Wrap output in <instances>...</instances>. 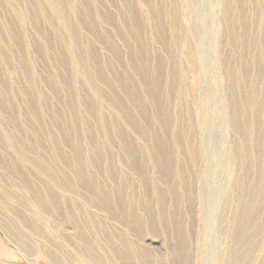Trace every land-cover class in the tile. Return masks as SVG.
Returning <instances> with one entry per match:
<instances>
[{
    "label": "rangeland",
    "instance_id": "rangeland-1",
    "mask_svg": "<svg viewBox=\"0 0 264 264\" xmlns=\"http://www.w3.org/2000/svg\"><path fill=\"white\" fill-rule=\"evenodd\" d=\"M39 1H43L41 2L43 5H41V3L38 2V0H31V1L29 0H0V98H1L0 99V123H1L0 133L2 135V136L0 135V156H1L0 160H1V163H4V165H1L0 163V166H1L0 167V236L3 239V241L8 245V248L10 249V251L14 254L11 260L9 259V257H11L9 252H7V254H3L4 258H6L10 262L7 263L3 259H0V264H50L44 258L38 259L34 255L30 256L28 254H25L16 245L15 242L10 241V239L5 234L6 232L4 233L2 229L3 225L8 226V224L11 225L10 228H14V229L16 228L15 229L16 231L24 232L27 235L29 234L30 238L35 244H40V246H43L45 249L54 251L58 258L57 264H93L91 260L89 259L90 258L89 255H87V253L82 250L81 245H79V243L76 241L74 237L76 235L77 227L79 225H85L86 221H85L84 214L86 210L93 213V215L97 214L100 217L96 221L98 223V226L102 223L109 224L110 219H108L106 215H104V218H102V216H100L102 214L99 215L97 213V212H102L103 210L101 211L102 208H100L95 202H92L91 207L88 206L87 202L89 201H87L88 199L85 200L86 195H85L84 190L76 186L74 187L73 184H71L73 187L71 185L70 186L67 185L66 186L67 188L64 187L66 185L63 182L64 177H66L65 175H68L69 177L72 174L65 167L64 158L62 159V157L64 153L68 152L71 149H69V146H70L68 145L69 142H66V140L64 141L63 135L60 134L58 128L63 126V124L64 125L67 124V126H70V124H72L71 123L72 112H70V109H68V107L65 104L66 95L63 96L62 94H60L58 97L54 96L53 86H56L57 81L63 79V77L67 78V75L69 79L70 77L71 78L73 77V79L76 82L77 80L79 81L81 79L78 82V84L82 81L84 77H87V76L90 77V80L92 81L91 86H93L92 88L91 86L87 88L85 84H83L84 86L80 85V87L77 84H75V89L77 90H76L75 96L73 95V97H75L73 98L74 99L73 102L75 106L77 107V109L78 108L80 109L81 100L84 99L86 100V102H89L91 98L93 97V101L94 103H96L95 104L96 107L95 108L93 107V110L95 109L94 112L96 113L95 117L94 115H92L93 114L92 112V113H88V115L91 118L90 117H87V118L85 117V118L88 119L89 122H91L90 125L93 130L92 132H94L93 135L96 138L95 140H97L95 142L97 143L99 142L98 144L102 146V148L103 147L105 148L104 152H111L112 154H114V156H109V157L112 159L116 158V162H117L118 154H120L121 152L120 151L121 147H119V145L117 146L118 144L117 136L111 135L112 136L111 137L108 135L112 133L101 134V132L97 133L95 132V130L98 131L97 129L98 124L102 123L101 119L109 118V114L112 112L114 108L113 106H115V108L118 107V110L119 108H122L120 107L121 105L118 106L115 103H110L108 100L106 101L108 91L110 92V90H113L110 88L111 87L110 84L105 83L104 85L103 82H105L106 77L109 79L111 78L113 80H115L116 78H120V77L123 79H128V81L130 80L129 81L130 83L135 84L137 87L143 85L144 90L142 91L138 87V93L141 92L142 96L145 97V91L148 93L147 87L146 86H145L146 88L144 87L145 85L144 82L141 79H139L138 74L135 72V70H133L130 67V64H129V61L131 59V57L129 59V56L132 55L131 52L133 49L132 45L134 46V41H132V36H131L132 33L129 32L131 28V27L129 28V24H131L129 23V19H130L129 17H133L135 19V17L140 13V11H141L140 15H142L140 17L142 20L141 19L139 20V24H140L139 26H140L141 33L143 34V37H144V44H145L144 47H146L147 50L149 49V55H150V58L148 59L149 65L151 63H152L151 66L156 64L157 55L163 54V59L165 58V60H168L166 62V65H164L163 67L165 69H163L164 71L162 73L164 76V84L162 86V95H163V99L167 101V104L165 102H163V104L170 111L178 113L177 114L178 118L176 116L174 121L172 120V125L169 128L170 129L169 134L171 136L170 139L173 140L174 138V131L176 129V126H180V123H182V120L187 121L186 119H188L189 117L187 116V111L190 110L197 117H200L198 118L199 119L198 123L200 124V126L206 125V127L209 126L211 127V129L213 126L212 123L214 122V120H216L214 116L213 117L211 116L213 115L212 112L216 108H217V111H219L217 114V116L219 115V118L217 117V121L218 122L220 121V122L217 124H219L218 126H221L219 127L221 129L220 132H218V128H216L215 130L213 129L214 130L213 134L216 137H214V139L211 140V144L209 143L210 140L207 139L209 136H207V134L204 135V140L206 139L208 141L207 142L205 140L206 142L204 143V146H207L206 148L204 147V150H205L204 153L206 152L207 155L210 154L209 149H215L216 143L218 142L217 144L218 146L216 147V150H215V156L217 155L215 157L216 160L215 162H213L212 167H210L209 166L210 163L208 164V160L206 162V158H204L203 156H201L200 160L197 159L198 163L200 164L201 175L197 181L198 183L196 184V186L197 185L198 186L197 187L195 186L197 190L195 189L194 193L198 194L199 198L201 196V201L203 203V213L201 214L200 218L198 217L199 215L197 216V213H196V216H195L196 226H195L194 234H193V231H189V228H187L188 226L187 221L189 219L187 216L189 215L186 214L184 209H186L187 207L186 202H187L188 197L186 195H183L184 190H182V185L179 186L178 188L179 196L176 197V200H178L177 203L181 207L180 211L185 212L183 214L184 217L181 218L182 220H180V222H182V228L184 231V232L182 231V234L184 236L185 235L188 236V238L190 239L189 242L191 245V248H190L191 250L189 249V253H191L192 256L195 255L196 248L198 249V247L201 246V250H203V252H201L202 253L201 256L203 259L200 258L201 264H211V258L213 257L216 251L215 247H217V245L219 247L217 248L218 249L217 255L220 258V255H221L220 249H226L229 243V237L232 235H238V234L240 235L241 233H243L242 231L245 230V228L243 229L241 227V223L248 222L246 224L249 227L247 232L249 233L252 239V242L255 245V249L249 254L248 259H246L244 261L245 263L243 262V264H264V196H263L264 195V180L263 181L261 180V183L257 181L258 173L260 171H264V153H262V156L258 154L257 152H253L250 150H246L245 153H243L241 147L239 145L237 146L236 141H237V138L240 137V134L237 132V134L235 135L233 128H231L230 126V123H231V119H230L231 114L229 112V99H230L229 97L230 96H229L228 89H227L228 88L227 85L233 80H235L236 83L239 84L238 85L239 86L238 87V90H239L238 103L240 104L244 101L243 99L245 98V96H247L248 94L250 95L252 93V90H255L256 93L252 95V101L257 102L258 104L260 103L259 104L260 108H257L258 110H257V120L256 121L257 123L261 125H260V128L255 127L254 128L255 130L253 131H251L250 129L251 134L245 132V134H242L241 137H244L245 142L251 141V143L250 142L247 143L248 145H250L249 147L251 146L254 147V145L252 144L251 136L256 137L257 140L259 141L257 142V145L255 144L254 149L259 152V148L261 147L264 148L263 146L264 145V134H263L264 133V130H263L264 129V68H263L264 60H262V58L264 57V53H263L264 52V48H263L264 41H262L264 39V32H263L264 31L263 29L264 28V24H263L264 22V0H262V2L261 0H254L253 2L252 0H238V2L237 0H226V1L218 0V2H220L219 3L220 6L215 3L217 0H192V1L183 0L184 2L183 1L180 2V0H178L177 2L178 5L177 4L175 5V2L177 0L176 1L174 0H150L152 4H154L155 6H158L159 8L161 7L160 10H162L163 8V10L161 11L164 14L162 17H163V20L165 21L163 22L166 24L168 28V34L166 37V39L168 38L167 41L169 40V43L171 42L173 43L175 39V44L172 50L168 53L165 50H163V53H162V50L160 49V47L162 46V43L158 40L157 36H155L156 32L154 31L156 30H155V27L153 26V23H151L153 14L148 9V5L146 2H144V0L143 1L135 0V3H134V0H126V1L125 0H114L115 4L112 3L111 6H112V11L115 13L114 18L116 19L111 25L112 27L108 25L105 20H102L103 17L96 15V12L93 11L94 9L89 5V2L92 0H83V2L82 0H68V1L67 0H62V1L55 0L56 2L54 0H39ZM64 1H67L66 3L68 4H66ZM100 1H104V0H100ZM194 1H195L196 23H197V28L195 29L191 27H185V20L188 21L189 14L192 12L191 7H193ZM228 1L230 3H227ZM241 1H244L243 2L244 4ZM31 2L36 3V4H33V3L31 4ZM53 2H55L57 6L59 5L64 10L63 18L62 16L58 17L56 14L53 13L54 12L52 10ZM121 2L123 3V7H124L123 11H121L122 7H120V5L122 4ZM19 3L20 4L22 3V5H20ZM42 6L45 8H42ZM65 6L67 9H64ZM77 6H79V8ZM177 6H180V11H179L180 14H178L177 12L178 11L176 9ZM26 7L30 9L27 10ZM35 7L36 8L38 7L44 10L43 14L44 15L46 14L49 18L52 17V19H47L44 17L46 21L43 18H41L43 21L42 29L45 31L46 35L49 34L48 35L49 37L45 38L47 40H43V38L40 36V30L36 29V27L33 26L31 20L29 21L28 18L27 20L26 18H22L21 11L23 9L26 10L28 13L30 12L33 14L34 12H38V8L36 9ZM100 7H106L105 3H101ZM239 7H241V9ZM258 7L260 8L259 9L260 11L258 10ZM129 8L132 9L133 11L135 10L134 13ZM32 9H34L33 12L31 11ZM145 9L147 11L148 10L150 11L149 12L150 15L144 14ZM79 11L82 13H79ZM88 11H90L91 13ZM118 12H120V15H118L119 14ZM122 13L128 16L125 17L123 16ZM43 14H40L39 17L43 16ZM67 14L68 16H66ZM244 14L246 15L245 19H244V16H245ZM121 16L125 17V21H126L125 24L128 27H126L124 24H123L124 27L122 26L123 17ZM143 17H144V20H143ZM89 19H91V21ZM72 21L74 23H72ZM93 21L95 24H92ZM131 21L135 22L133 19H131ZM242 21L243 23L244 22L246 23L241 24ZM87 23L89 27L84 26V24L87 25ZM14 24L16 26L17 25L19 26L17 28H19V30L21 29L20 30V32H22L21 34H23L26 38V40H23L22 43H20L21 45L19 44V42L18 43L15 41L9 42L10 40L9 33L11 32L10 34H12V32L15 31L13 28H10V26ZM116 24L117 26L119 25L120 27L122 26L121 28H123V31L125 28H127V30H125L126 31L125 34H123L124 32L122 31H119L118 34L116 32L113 35L110 34V30L113 31L112 28H116ZM81 26H84V27H81ZM85 27H87L86 28L87 30H85ZM97 27L99 28L97 29ZM5 28L7 29L9 28V29L7 30ZM71 28H72V31H71ZM104 32L105 33L107 32V35L109 34L112 39L114 38V42H116V45H118L117 47L119 48L118 49L119 51L117 50L119 54L113 53V48L109 44H107L108 39L106 40V38H104L105 35L103 36ZM120 32L123 34V36L120 34ZM99 35L100 37L102 35V37L101 38L98 37ZM120 35L124 37V39L127 40L126 44H129L131 46L130 47L131 49L124 44L125 43L123 41L124 39L122 40L118 39V38H121ZM242 35L245 37L242 38ZM154 36L156 39L154 38ZM49 38L50 40H48ZM63 38L65 39V41ZM176 39L177 40L179 39L180 43L179 42L176 43ZM47 41L49 42V45ZM50 41L52 44H50ZM75 41L76 43H74ZM245 41L247 44L245 43ZM99 42H102V43L99 44ZM187 42L193 45V50L198 59L199 66H198V69H196L195 73H191L187 71L185 72L184 68L182 67L185 64L184 46L186 45ZM38 43L39 44L42 43L40 45V47L43 49L41 54H39L38 51L34 50L35 49L34 46L39 45ZM77 48L79 50H82V52H80ZM128 49H130L129 51L131 52H129ZM253 50H254V53H253ZM62 52L68 58L67 68L69 67V69H66L62 65L63 63L62 61L63 57L61 56V54H63ZM70 53L71 54L79 53L81 57L80 58L78 57L79 59H76V58L72 59ZM94 53H95V56H94ZM128 53H130V55ZM167 55H169L170 57L172 56V57L168 58ZM257 56L260 58H258ZM79 60H82L83 63L80 62ZM122 60L124 62H122ZM46 61L48 63H46ZM172 62L178 63V68H179L178 85L179 87L181 88V86L184 84H191V85L193 84L194 86L193 94H191L190 91L189 90L187 91L185 88L179 90L177 87H175L176 91L169 90L168 84L170 80V67L172 66ZM108 63L110 65H108ZM97 66H100V68L103 71V75H100L98 77H97L98 73L96 72V69L98 68ZM108 66L109 67L111 66V67L109 68ZM227 67H231L232 69H234L235 76H230V77L227 76L226 74ZM107 68H109V70L112 68V70H110L111 72ZM242 68L244 71H242ZM259 70L263 72L259 74L258 72H261ZM113 71L115 75L113 74ZM27 73L30 75L32 74L31 77L33 78V81L31 83L28 80L30 75H28ZM245 78L246 79L248 78V80H246ZM258 79L260 80V83L258 82ZM89 85H90V82H89ZM108 86L110 87L108 88ZM115 88L116 90H118V87H115ZM80 89L82 90V92ZM234 89H232V91ZM250 90L251 92L249 93ZM38 94L40 95L44 94L42 96V100L38 99L39 98ZM166 94L167 95L169 94L168 96L169 99L168 97H166ZM119 95L121 99H123L122 106L125 103L123 107L132 109L133 108L132 106L134 105L135 109L138 110V108L136 107L137 104L135 102L131 103L129 99V93H128V96H125L119 90ZM146 99L148 102V107H149L150 112L154 113L153 107L155 106L152 105V102L149 101L147 97ZM54 112H57V114L60 113L63 115V124H61L62 123L61 122L60 123L61 125L60 126L57 125V127L55 123L49 121V118L54 114ZM259 113L260 115H258ZM39 114L40 116L41 115L47 116V118L44 117L40 119ZM134 114L138 115L135 110H134ZM238 116H239V120L245 126L244 130L246 131L248 129L249 119L251 120L253 118V111L251 109L247 110L246 108L241 107L240 110L238 111ZM208 117H211V119ZM30 122L32 125H30ZM208 123H211V124H208ZM29 125L32 127L30 128ZM209 127H208V130H209L208 133L211 131L210 132V137H211L212 130ZM34 129L38 131L39 134L34 133L35 132ZM255 131L256 132L259 131V132L256 134L254 133ZM73 132H74L75 137L80 138L79 145L81 146L84 145L83 148H86V150L87 148H90L89 146L90 144L88 143V140L86 138L87 136L85 134L76 133L75 129ZM195 133L196 132L188 133V134L194 136ZM216 133H219L220 135ZM14 136L16 138L20 137L23 143L22 144H20L19 142H17L18 144L14 143L13 142V138H15ZM72 136H73V133H72ZM108 137L113 139L110 145L108 144L106 140V138ZM131 138L133 139L136 138L138 141V145H142L141 144L142 142L136 135L134 136L132 135ZM192 140H193L192 146H195L197 137H195V139H192ZM258 143L262 146H260ZM57 144L60 146H58ZM210 145L212 146V148L210 147ZM14 146H15V149H13ZM57 147L58 149L56 150ZM60 152L63 154H61ZM85 153H87V151ZM244 154H247L249 158L247 160L248 162L245 161V163H242L240 161V157ZM3 155L7 157H4ZM24 155H27V159L24 158ZM30 157L31 159H29ZM236 159L239 161H237L238 163L235 165L234 161L236 163ZM13 162L14 163L16 162L17 164H14ZM56 162L59 163V165H57ZM215 164H216V167H213ZM238 164L240 166H238ZM9 165H11V168L20 167L23 172H28L32 175L36 173L39 176V181L37 179L30 177L29 175H28L29 178L33 180L26 179L28 182L30 181L31 184L33 182H39V184L42 185L44 184L43 182L46 183L47 180L55 182L57 186L59 187V188L58 187H55V188L59 189V193L61 195L59 197H60L61 202L64 196L65 197L76 196L78 198L79 204L75 207H70L68 209V212L65 206L62 209L63 211L56 210V212L52 208H50V206H48L49 204L43 205V202H42V204L39 206L38 203L35 202L34 196H31V193H32L31 189L27 187L26 188L21 187L19 184H17L19 183V178L18 180H16L17 183L11 180V177L13 176L11 174L13 172H14L13 174H16L15 172L21 171V169L19 168L20 169L19 170V169L13 168L12 172L11 171L9 172V170H11L9 169ZM116 169L119 171L120 174L124 170L120 164L116 166ZM232 169L234 170L233 172H232ZM255 169L256 170L258 169L257 170L258 172ZM128 174L132 176V173H128ZM237 174L238 175L240 174L243 177V180L239 182L242 183V185H245L246 189L240 195L241 200L240 201L238 200L241 219H240V222L238 220L239 225L237 224V226H235L232 224V219L234 217L233 215L235 211L233 207V203L237 201V198H235V193L238 189H236L235 192L231 195L230 187H232V185L236 183V182L235 183L233 182L232 177L233 176L236 177ZM98 176L100 179L103 178L101 175V172L99 173ZM13 177L12 179L17 178V177H14V178ZM246 177H247V180H246ZM26 180H25V183H26ZM127 186H128L127 188L128 193L132 196L130 197L133 198V200L135 198L137 201L141 202L143 193L140 190V186L138 185L136 178H135V182L131 181L130 183H128ZM234 186L236 187V185ZM80 195L84 198H81ZM238 195H239V192L237 191V196ZM168 197L169 196H167L166 198H167L168 204L170 205L172 204V201ZM247 199H249L248 200L249 202H251L252 204L254 203V204L249 209L246 206L247 210L245 208L246 211H244L243 207H245V203ZM194 202H195V198H194ZM224 204L225 205L227 204L228 208L226 212L223 213V209L225 207ZM231 205L233 208L231 207ZM199 206H201L200 203L196 205V207H199ZM169 209L170 208H168V211ZM69 210L71 211V213ZM139 212H141V210H139ZM243 212H246L244 217L242 215ZM153 215L157 216L156 209H153ZM191 219H190V222L193 220ZM34 226L40 227V230L43 234L40 232L32 233L30 231V227H34ZM87 229H88L89 236L92 238V240L95 241L96 247L99 249L101 244L99 245L97 241L98 240L100 241L101 239L99 238L98 233L89 227ZM169 229H167L168 233H165L164 229L160 226L159 228L157 227V231L155 232H151L150 231L151 229H147V230L145 229V233L143 234L144 237L142 240H143V243L146 244L147 250L149 251L147 253V255L149 256L148 262L145 264H172V260H173L172 256H174L175 254L173 252L174 251L173 248H175L176 246L175 239L177 237V234H176V231L171 232ZM199 229H200V232H199ZM223 229H225V234H221V231ZM190 234L192 237L189 236ZM174 235L175 237L173 238ZM180 236L182 235L178 233V237ZM212 239L214 240V242H212ZM204 243L208 247L207 249H208L209 259L207 263H205V260H204L205 259L204 255L206 254V253L204 254V247H203ZM213 251H214V254H213ZM105 255H106V258L104 259L105 264H118L114 262L113 260L111 261L107 253ZM136 262L134 261L131 264H137ZM138 264H141V263L138 262ZM194 264H200V263L195 260Z\"/></svg>",
    "mask_w": 264,
    "mask_h": 264
},
{
    "label": "bare ground",
    "instance_id": "bare-ground-1",
    "mask_svg": "<svg viewBox=\"0 0 264 264\" xmlns=\"http://www.w3.org/2000/svg\"><path fill=\"white\" fill-rule=\"evenodd\" d=\"M29 1H31V0H29ZM59 1H62V0H59ZM67 1H64V2L66 3ZM174 1H176V0H174ZM181 1H183V0H180V2ZM253 1L254 0H252V2ZM38 2L41 3L43 1H39L38 0ZM55 2L52 3L53 4V9L52 10L54 11L53 13L56 14L58 17H61L62 16V18H63V14H64L63 11L64 10L59 5L57 6V4ZM82 2H83V0H82ZM86 2H88V1H86ZM144 2L147 3L148 9L153 14V16L151 15L153 17L151 23H153V26L155 27V30H156V31H154V32H156V35L155 36H157L158 40L162 43V46L160 47V49L162 50V53H163V50H165L168 53V52H170L172 50V48H173V46L175 44V39H174V41L172 40L173 43L172 42L169 43V40L167 41L168 38L166 39L167 34H168V28H167L166 24L163 22V21H165V20H163V17H162L164 14L161 12L163 10V8H162V10H160L161 7L159 8L158 6H155L154 4H152V2L150 0H144ZM177 2H178V0L175 2V5L177 4ZM237 2H238V0H237ZM241 2L243 3L244 1H241ZM261 2H262V0H261ZM27 3H28V1H27ZM32 3L33 2H31V4ZM99 3L100 4L101 3H105L106 7H100V4ZM112 3H114V0H104V1L92 0V1L89 2V5L94 9L93 11L96 12V15L103 17L102 20H105L106 23L111 26L113 24L114 20L116 19V18H114L115 17L114 16L115 13L112 11V6H111ZM134 3H135V0H134ZM193 3H194L193 4V7H191L192 8L191 9L192 12L189 14L188 21L185 20V27H191V28L195 29V28H197L195 1ZM215 3L220 6V4H219L220 2H218V0ZM227 3H230V2L228 1ZM33 4H36V3H33ZM66 4H68V3H66ZM243 4H241V5H243ZM20 5H22V3ZM41 5H43V4L41 3ZM124 5H125V3H124ZM260 5H261V3H260ZM45 6H47V5H45ZM66 6H65V8L64 7L63 8L64 9H67ZM39 7H41V6H39ZM77 7L79 8V6H77ZM120 7H122V10L121 11H123L124 10L123 3L120 5ZM241 7H239V8L241 9ZM42 8H45V7L42 6ZM28 9H30V8H27V10ZM34 9H32L31 11L33 12ZM133 9H134V7H133ZM176 9L178 10L177 11L178 14H180L179 13L180 6H177ZM227 9H229V8H227ZM259 9L260 8L258 7V10ZM23 10L21 11L22 18H26V20L28 18L29 21L31 20L33 26L36 27V29L40 30V36L43 38V40H47L45 38L49 37L48 36L49 34L46 35L45 31L42 29V25H43L42 22L43 21H42L41 18L44 19V17H45L47 19H52V17L49 18L46 14H45L46 15L45 16L43 14V11L44 10H42L41 8H38V12H34L33 14L30 13V12L28 13L26 10H24V11ZM87 10H89V9H87ZM130 10H132V9H130ZM149 10L147 11L145 9V12H147V13L144 12V14H149L150 15V13H149L150 11ZM134 11H133V13H134ZM88 12H90V11H88ZM245 12H246V10H245ZM79 13H82V12L79 11ZM118 13H119L118 15H120V12H118ZM133 13H132V15H133ZM258 13H260V12H258ZM40 14H43V16H40L39 17ZM140 14H141V11L135 17V19L133 17H129L130 18L129 19V23L132 24V26H131V24H129V28L131 27L130 30H129V32L132 33V35H131L132 36V41H134V46L132 45V47H133L132 52L129 51L131 49L130 48L131 46L129 44H126L127 40L124 39V37H122L123 34H125V32H126L125 30H127V28H125L124 31H123V28H121L123 26V24L126 27H128L125 24V22H126L125 21V17L128 16V15H124L123 14V16H125V17L121 16V17H123L122 18V26L121 27H120V25L117 26L118 23L116 22L117 23L116 24V28H112L113 31L110 30L111 28L109 29L110 30V34H112V35L115 34V32L117 34L119 33V31L124 32L123 34L120 32V34L122 36L120 35L121 38H118V39L119 40L120 39L121 40L124 39L123 41L125 43L124 42L123 43L127 47L130 48V49H128V51L131 52V54H132L131 56H129L130 53H128L129 54L128 55L129 56V59L131 57V59L129 61L130 67L133 70H135V72L138 74L139 79H141L144 82V84H145L144 87L146 86L147 87V90H148V93L145 91V97L142 96L141 92L138 93V87L142 91V90H144L143 85L137 87L135 84L130 83L129 82L130 80L128 81V79H123L119 75L118 76L122 80L120 78H116V79L119 80L118 81L116 79L113 80L111 78L109 79V78L106 77L105 82H103L104 85H105V83L110 84L111 87L108 86V88L110 87L111 89H113V90H110V92L108 91L106 101L108 100L110 103H115L118 106L121 105L120 107H122V108H119V110H118V107L117 106H116L117 108H115V106H113L114 108H113L112 112L109 114V118H107V119H105V118L104 119H101V122L102 123L101 124H98V128H97L98 131L95 130V132H97V133H100L101 132V134H104V133H112V134H110L108 136H111V135L112 136L113 135H116L117 136V141H118L117 142L118 143L117 146L119 145V147H121L120 148V151L121 152H120V154H118L117 162H116V158L115 159H112V158L109 157V156H114V154H112L111 152H104V149L105 148L104 147L102 148V146H100L98 144L99 142L98 143L95 142L97 140H95L96 138L93 135L94 132H92L93 130H92L91 125H90L91 122H89L88 119H86L87 117H90L88 115V113H92L93 112L92 115H94V117H95V114H96L94 112L95 109L93 110V107L94 108L96 107V105H95L96 103H94L93 97L91 98V100L89 102H86V100H84V99L81 100V107H80V109L79 108L77 109V107L75 106V104L73 102V100H74L73 98H75V97H73V95L75 96V93H76V90H77V89H75V84H77L79 87H80V85L85 84L87 86V88H89L92 85V81L90 80V77H88L86 75L87 77H84L82 79V81L78 84V82L81 79L79 81L77 80V82H76L73 79V77L72 78L70 77V79H69L68 78V75H67V78H64L63 77V79L57 81V83H56L57 85L56 86H53V89H54L53 94H54V96H57L58 97L60 94H62L63 96L66 95L65 104L68 107V109H70V112H72V115H71V123L72 124H70V126H67V124H65V125L63 124V115L60 114V113L57 114V112H54V114L49 118V121L55 123L56 124V127H57V125L60 126L61 124H63V126L59 127L58 130H59L60 134L63 135L64 141L66 140V142H69V144H68V145H70L69 146V149H71L68 152L64 153V155L62 157V159L64 158L65 167L72 174V175L69 176L70 178L68 177V175H65L66 177H64L63 182L66 185L64 187H66L67 185L70 186L71 184H73L74 187L76 186V187L81 188L82 190H84L85 191V195H86L85 196V200L88 199L87 201H89V202H87L88 206L91 207L92 206V202H95L100 208H102L101 211L103 210L102 212H97V213L99 215L102 214V215H100V216H102V218H104V215H106L108 217V219H110L109 220V224L108 223L107 224L102 223V224H100L98 226V223L96 221L100 217L97 214H94L93 215V213H91L90 211H87V210L85 211L84 210L85 211L84 216H85V221H86L85 225L86 226L85 225H79L77 227L76 235L74 237H75L76 241L79 243V245H81L82 250L84 252H86L87 255H89V257H90L89 259L91 260V262L93 264H105V260L104 259L106 258V255H105L106 253L108 254V256L111 259V261L113 260L114 262H116L118 264H131L132 262H134V261L136 262L137 260H138L136 262L137 264H138V262H140L141 264H143V263L145 264V263L148 262V257H149L147 255V253L149 251L147 250L146 244H144L143 243V240H142L143 237H144L143 234L145 233V229L146 230L147 229H151L150 230L151 232H155V231H157V227L159 228V226H160V227H162L164 229V232L165 233H168L167 232V229L170 228L169 230L171 232L176 231V234H177V237L175 239L176 246H175V248H173V250H174L173 252L175 254H174V256H172L173 257V260H174V261L172 260V264H194L195 263V260L198 261L201 264L200 258L203 259L202 256H201V254H202L201 252H203V250H201V246H200V247H198V249L196 248V254L195 255L192 256V254L189 253V249L191 248V245H190V242H189L190 239L188 238V236H186V235L184 236L182 234L183 228H182V222H180V220H182L181 218L184 217L183 214L186 212V214L189 215V216H187L189 218V219L187 218L188 219V221H187V224H188L187 228H189V231H193V234H194L195 226H196L195 225V223H196V221H195L196 213H197V216L199 215L198 216L199 218L201 217V214L203 213V203L201 201V196L199 198L198 197L199 195L194 193V190L198 186V185L196 186V184L198 183L197 181H198V179H199V177L201 175L200 164L198 163V160L197 159L200 160L201 156H203L204 158H206V162L208 160V164L210 163L209 166L212 167L213 162H215V160H216L215 157L217 156V155L215 156V150H216V147L218 146L217 145L218 142L216 143L215 149H209L210 150V154L209 155H207L206 152L204 153V151H205L204 150V147L205 148L207 147V146H204V143L207 141L206 139H205L206 141L204 140V135L207 134V136L210 137V132L211 131L208 133V131H209L208 130V127L209 126L208 127H206V125L200 126V124L198 123L199 122V119L198 118H200V117H197L190 110L187 111V116H189L188 119H186L187 121L182 120V123H180V126H176V129L174 131V138H173V140L170 139L171 136L169 134V131H170L169 128L172 125V120L174 121V119L176 118V116L178 118V115H177L178 113L173 112V111H170L163 104V102H165L167 104V101H165V99H163V95H162V86L164 84V76H163L162 73L164 71L163 69H165L163 67H164V65H166V62L168 60H165V58L163 59V54L157 55V62H156V64L151 66V64H152L151 63L149 65V63H148V59L150 58L149 49L147 50L146 47H144L145 46V44H144V37H143V34L141 33L140 26H139L140 25L139 24V20L141 19L140 16H142ZM66 16H68V14ZM76 16H77V14H76ZM245 17H246V15L244 16V19H245ZM70 18H72V17H70ZM67 19H68V17H67ZM131 19H133L135 22L131 21ZM89 20L91 21V19H89ZM126 20H127V18H126ZM143 20H144V17H143ZM249 21H247V22H249ZM95 22H96V20H95ZM72 23H74V22L72 21ZM242 23H243V21L241 22V24ZM244 23H246V22H244ZM92 24H95L94 21H93ZM263 24H264V22H263ZM14 25L10 26V28H13L15 31L12 32V34H10L11 32L9 33V35H10L9 36V38H10L9 42L10 41H12V42L15 41L17 43L19 42V44H20V43H22L23 40H26V38H25V36L23 34H21L22 33V32H20L21 29L19 30V28H17L19 26L18 25L17 26L15 25L16 26L15 27ZM84 26H88V23H87V25L84 24ZM84 26H81V27H84ZM95 26H97V25H95ZM151 26H152V24H151ZM113 27H114V25H113ZM154 27H152V28H154ZM86 28L87 27H85V30H87ZM98 28L99 27H97V29ZM5 29H7V28H5ZM7 30H6V32H7ZM64 30H66V29H64ZM71 31H72V28H71ZM73 31H74V29H73ZM240 33H242V32H240ZM73 36H72V38H73ZM103 36H104V38H106V40L108 39L107 40V44H109L113 48V53H116L117 54L118 51H119L118 50L119 48L117 47L118 45H116V42H114V38L112 39L109 34L107 35V32L106 33L104 32L103 33ZM155 36H154V38H155ZM98 37H100V35ZM101 37H102V35H101ZM117 37H118V35H117ZM243 37H245V36L242 35V38ZM247 37H248V35H247ZM252 39H253V37H252ZM48 40H50V38ZM89 40H91V39H89ZM245 40H246V38H245ZM64 41H65V39H64ZM262 41H264V39ZM86 42H87V40H86ZM102 42H99V44L102 43ZM178 42H179V39L178 40L176 39V43H178ZM47 43L49 45V42L48 41H47ZM74 43H76V41ZM245 43H246V41H245ZM41 44L42 43H40L39 45H36L35 44L36 46H34L35 47L34 50L38 51L39 54H41V52L43 51V49L40 47ZM50 44H52L51 41H50ZM243 48H245V47H243ZM263 48H264V46H263ZM246 50H248V49H246ZM79 51L82 52V50H79ZM245 52H247V51H245ZM79 53H77V54H71L70 53V55H71L72 59L73 58L79 59L81 57L79 55ZM184 53H185V55H184V62H185V64L182 66L184 68V71L185 72L187 71V72L195 73L196 72V69H198V66L199 65H198L197 56H196V54H195V52L193 50V45L191 43H189V42L186 43V45L184 46ZM253 53H254V50H253ZM99 55H100V53H99ZM61 56L63 57V60H62L63 61V63H62L63 67H65L66 69H69V67L67 68V61H68L67 56L64 55V53L61 54ZM94 56H95V53H94ZM167 56H168V58L170 57L169 55H167ZM258 58H260V57H258ZM46 60H47V58H46ZM262 60H264V57L262 58ZM79 61L82 62V60H79ZM89 62H90V60H89ZM122 62H124V61L122 60ZM46 63H48V62L46 61ZM25 65H26V63H25ZM108 65H110V64L108 63ZM97 67L98 68L96 69V72L98 73V75L97 74L96 75L98 77L100 75H103V71L100 68V66H97ZM109 68H107V69L109 70ZM255 68H256V66H255ZM110 70H112V68ZM178 70H179L178 63L172 62V66L170 67V80H169V84H168L169 90H175V87H177L179 90L185 88L187 91L189 90L190 93L193 94V91H194L193 90V87H194L193 84L192 85L191 84H184V85L181 86V88L179 87V85H178V74H179V71ZM242 71H244L243 68H242ZM259 71H261V70H259ZM69 72H71V71H69ZM69 72H67V73H69ZM262 72L263 71L258 72V73L260 74ZM113 74H114V71H113ZM226 74L229 77L230 76H235L234 69H232L231 67H227ZM28 75H30V74H28ZM31 75H30V77L28 79L30 81V83L33 81V78L31 77ZM44 75H43V77H44ZM243 75H245V74H243ZM41 77H42V75H41ZM59 78H60V76H59ZM240 80H242V79H240ZM246 80H248V78ZM120 81H121V83H120ZM89 82H90V85H89ZM143 82H141V83H143ZM258 82L260 83V80L259 79H258ZM122 84L124 85V87H123ZM238 85L239 84H237L236 81L233 80L232 82H230L227 85L228 86L227 89H228V93H229V96H230L229 97L230 98L229 99V112L231 114L230 115L231 116V118H230L231 119L230 126H231V128H233V130L235 132V135L238 132L240 134V137H241V135L242 134H245V132L246 133H250V129H251V131H253V130H255L254 129L255 127H259L260 128V125L261 124L257 123V121H256L257 120V110H258L257 108H260L259 107V104L260 103L258 104L257 102L252 101V95H254L256 93L255 90H252V93L250 95L248 94L247 96H245L244 99L242 98L244 101L241 104L238 103V100H239V90H238V87L239 86ZM78 86H76V87H78ZM92 87L93 86H91V88ZM115 87H118V90H116ZM232 89H234V90L232 91ZM119 90L125 96H128V93H129V99H130L131 103L135 102L137 104L136 107L138 108V110L135 109L134 105L132 106L133 107L132 109L123 107L125 105V103L122 106L123 99H121V97L119 95ZM262 91H263V89H262ZM81 92H82V90H81ZM250 92H251V90L249 91V93ZM28 93H29V91H28ZM83 93H84V91H83ZM43 95L42 94L41 95L38 94V96H39L38 99L42 100V96ZM168 96H169V94L168 95L166 94V97H168ZM146 97L148 98L149 101L152 102V105L155 106V107H153L154 108V110H153L154 113H151L150 112ZM168 99H169V97H168ZM212 107H214V106H212ZM241 107H244L247 110L248 109H251L253 111V118L251 120L249 119L248 129L246 131L244 130L245 126L239 120V116H238V111L240 110ZM75 109H76V111H75ZM134 110L137 112L138 115L134 114ZM73 111H74V113H73ZM218 112L219 111H217V108H216L212 112L213 115H211L212 117L214 116V118L216 120H214V122L211 121V122H213L212 123V125H213L212 126V129H211V127H209L212 130L211 137L210 138L209 137L207 138V139L210 140V142H209L210 144H211V140H213L214 137H216V136H214L213 131L216 128H218V132H220V130H221L219 128L221 126H218L219 124H217V123L220 122V121L219 122L217 121V117L219 118V115L217 116ZM258 115H260V113ZM39 116H40V114H39ZM44 117L47 118V116L41 115L40 116V119H42ZM208 118L211 119V117H208ZM26 121H27V119H26ZM221 121H223V120H221ZM208 124H211V123H208ZM30 125H32L31 122H30ZM31 127L32 126H30V128ZM74 129H75V132L76 133L85 134L87 136L86 138L88 140V143L90 144L89 145L90 148H87V150H86V148H83L84 145L83 146L79 145L80 138H77V137L74 136V132H73ZM190 129H192L193 131L190 130ZM206 130H207V132H206ZM256 130H257V128H256ZM34 131H35L34 133H36V134L38 133L39 134V132L36 131L35 129H34ZM193 132H196L195 133L196 135L194 134V136H192V135H189L188 134V133H193ZM258 132L255 131L254 133L257 134ZM28 133H29V131H28ZM72 133H73V136H72ZM216 134H219V133H216ZM0 135H1V133H0ZM132 135L133 136L136 135L140 139V141L142 142L141 143L142 145H138L137 139L136 138H134V139L131 138ZM73 137H74V139H73ZM195 137H197V141L195 143L196 145L195 146H192V144H193V140L192 139H195ZM240 137L237 138L236 144H237V146L239 145L241 147L243 153H245L246 150H250V151H253V152H257L258 154H260L262 156V153H264V148H262V147L259 148V152L254 149L255 148V144L257 145V142L259 141V140H257L256 137H252L251 136L252 144L254 145V147H252V146L249 147L250 145L247 144L248 142L251 143V141L245 142L244 141V137H241V138ZM261 137H263V136H261ZM23 140H24V138H23ZM106 140H107L108 144L110 145V143H111V141L113 139H111L110 137H108V138H106ZM214 141H212V142H214ZM246 141H247V139H246ZM11 142H12V140H11ZM13 142L14 143L19 142L20 144L23 143L22 140L20 139V137L19 138H16V137L13 138ZM15 146H14L13 149H15ZM58 146H60V145H58ZM260 146H262V145H260ZM210 147L212 148L211 145H210ZM57 149H58V147L56 148V150ZM86 151H87V153H85ZM61 154H63V153H61ZM4 157H7V156H4ZM0 158H1V156H0ZM24 158L27 159V155H24ZM248 158H249L248 155L247 154H244V155H242L240 157V161L242 163H245V161H247ZM29 159H31V157ZM204 161H205V159H204ZM237 161H239V160L236 159V163L234 161V164L235 165L238 163ZM0 163H1V160H0ZM14 164H17V163L15 162ZM118 164H120L123 167V169H124L121 174L116 169V166ZM260 164H261V162H260ZM1 165H4V163H1ZM57 165H59V163H57ZM238 166H240V165L238 164ZM213 167H216V164ZM5 168H6V166H5ZM13 168H15V167H12L11 168V165H9V169H11V170L8 169L9 172L10 171L12 172V169ZM19 168L20 167H16L15 169H19ZM32 168H33V166H32ZM258 169H259V167H258ZM28 171H30V170H28ZM99 171L101 172V175L103 177L101 179L98 176L99 173H100ZM233 171L234 170L232 169V172ZM13 173L11 175H13L14 177H17V178H14L12 176L14 179H12V177H11V180H13L14 182H16V180H18V178H19V183L16 182L17 184H19L21 187H25V188L27 187V188L31 189V192H32L31 193V196H34V200H35L36 203H38L39 206L42 204V202H43V205L44 204H49L48 206H50V208H52L55 212H56V210L63 211L62 209L65 206L66 209H67V212H68V209L70 207H75V206H77L79 204L78 198L76 196H69V197L67 196V197H65L64 195H62L64 197L62 198V202H61L60 197H59V196H61L60 193H59V189H58L59 187L57 186V184L55 182H52V181H48L47 180L46 183L43 182L44 184L41 185V184H39V182H33L31 184L30 181L28 182L26 180V179L33 180V179H30L29 178V176H30V177H32L34 179H37L39 181V176L36 173L35 174L33 173L34 175H32V174H30L28 172H23L22 169H21V171L15 172L16 174H13ZM128 173H132V176H130V174H128ZM23 175H24V177H23ZM233 175H235V174H233ZM256 175H257V173H256ZM135 178H136V180L138 182V185L140 186V190L143 193L141 202L137 201L135 198L133 200V198H131L132 196L128 193V189H127L128 186L127 185L131 181H134L135 182ZM257 179H258L257 181L260 182V183H261V180L262 181L264 180V171H260L258 173ZM25 180H26V183H25ZM208 180H210V179H208ZM232 180H233L234 183L236 182L234 184V185H236V187L234 185H232V187H230L231 188L230 194L232 195L235 192L236 189H238L237 191L239 192V195L238 196H237V191L235 193V198H237V201L235 203H233V207H234L235 211H234V215H233L234 217L232 216L233 217L232 224L235 225V226H237L238 220L240 222V219H241L240 218V212H239V202H238V200L239 201L241 200L240 199V195L244 192V190L246 189V187H245V185H242V183L239 182V181L243 180V177L240 174L239 175L237 174L236 177L233 176L232 177ZM246 180H247V177H246ZM248 182H247V184H248ZM239 183H240V185H239ZM181 185H182V190H184L183 195H186L188 197L187 202H186L187 203V205H186L187 207H186V209H184L185 212L180 211L181 207L177 203L178 200H176V197L179 196L178 195V188ZM55 187H58V188H55ZM73 189H75V188H73ZM256 189H257V187H256ZM130 193H132V192H130ZM252 193H253V191H252ZM167 196H169L168 198L171 199V201H172V204H170V205L168 204V201H167V198H166ZM81 198H84V197L81 196ZM194 198H195V202H194ZM81 200H83V199H81ZM248 200L249 199H247V201L245 203V207H243L244 211L247 210L246 206L249 209L254 204V203L252 204ZM230 201H231V199H230ZM199 203L201 204V206L196 207V205L199 204ZM193 204L195 205V207H194ZM241 205H243V204H241ZM231 207H232V205H231ZM168 208H170L169 211H168ZM227 208H228V206L226 204L225 207H224V209H223V213L226 212ZM245 208H246V210H245ZM153 209H156L157 216L156 215H153ZM139 210H141V212H139ZM70 213H71V211H70ZM245 213L246 212H243L242 213L243 217H244ZM254 213H255V211H254ZM191 217H192L193 220L191 219ZM190 219L192 220L191 222H190ZM247 223H245V222L244 223H241V227L243 229L245 228V230H246V231L245 230L242 231L243 233H241V234H243V235L240 234L241 235L240 236L238 234V235H232V236L229 237V243H228L226 249H220V251H221L220 258L217 255V251H218L217 248H219V247L216 244L217 247H215L216 248L215 254H214V251H213V254L214 255L211 258V264H243V262L246 259H248L249 254L255 249V245L253 244L252 239H251L249 233L247 232V230L249 229V227L246 225ZM10 227H11L10 224H8V226L7 225H3L2 226V229H3L4 233L6 232L5 234L10 239V241L15 242L16 245L25 254H28L30 256L31 255L33 256L34 255L38 259H43L44 258L50 264H57L58 258H57V255H56V253L54 251L47 250L43 246H40V244H35L32 241V239L30 238L29 234L27 235L24 232L16 231L15 230L16 228L14 229V228H10ZM88 227L98 233V236L101 239L100 241L99 240L97 241V243L99 245L101 244L100 247H99V249L96 247L95 241L92 240V238L89 236L88 229H87ZM30 231L32 233H36V232L42 233L41 230H40V227H38V226L30 227ZM101 232H102V234H101ZM199 232H200V229H199ZM230 232H231V230H230ZM178 233H180L182 235V236H180L181 238L178 237ZM221 234H225V229H223L221 231ZM175 235L173 236V238L175 237ZM189 236H191V234ZM215 241H217V240H215ZM212 242H214L213 239H212ZM192 245H193V243H192ZM203 247H204V254L206 253L204 255V257H205L204 260H205V263H207V261L209 259L208 258V255L209 254H208V249H207L208 247H207V245L205 243L203 244ZM7 252H9V254L11 255V257H9V259L11 260V258L14 256V254L10 251V249L8 248V245L3 241V239L0 236V259H3L5 262L8 263L10 261H8L6 258H4V255H3V254H7ZM194 256L197 257V258H195ZM248 261H250V260H248Z\"/></svg>",
    "mask_w": 264,
    "mask_h": 264
}]
</instances>
